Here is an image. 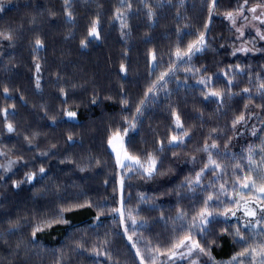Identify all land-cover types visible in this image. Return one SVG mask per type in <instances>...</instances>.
<instances>
[{
	"label": "trees",
	"instance_id": "16d2710c",
	"mask_svg": "<svg viewBox=\"0 0 264 264\" xmlns=\"http://www.w3.org/2000/svg\"><path fill=\"white\" fill-rule=\"evenodd\" d=\"M261 2L0 0V148L18 160L0 174V264H264V199L230 196L264 184V42L232 54L224 18ZM185 236L199 247L170 257Z\"/></svg>",
	"mask_w": 264,
	"mask_h": 264
},
{
	"label": "rangeland",
	"instance_id": "374dc122",
	"mask_svg": "<svg viewBox=\"0 0 264 264\" xmlns=\"http://www.w3.org/2000/svg\"><path fill=\"white\" fill-rule=\"evenodd\" d=\"M255 8L256 11L253 12L251 9ZM255 17H259V19H256ZM226 22L230 25V27L233 30V38L234 41L232 45H230V50L232 54H254L257 52L256 45L259 43L264 42V2H261L259 4H255L252 6H248L245 3H242L236 12H232V18H229L227 14L224 16ZM203 45H200L201 48ZM122 139L120 141H114L113 144H110V147L113 149L117 156L118 165L119 167L122 166L123 162L125 161H134L133 159H129L128 155L123 150V137L120 136ZM18 163L17 158L10 156L5 151H3L0 148V174L6 175L8 174ZM243 185V184H242ZM241 185V186H242ZM260 185L255 184V187L251 185L249 182V187H240L239 190L236 192L231 193V197L235 199V201H239L242 198H246L243 201V206H245V202L256 198L255 200H259L260 198L264 199V194L260 193L257 189ZM249 189H251V193L248 196L242 195L240 192H246ZM251 197V198H249ZM242 206V207H243ZM250 209L254 210L253 208L243 207L238 209V212L236 215H239L242 219H248L250 220L251 224H255L260 215V211H256V215L253 218H250L251 216H247L245 214V210ZM261 210V209H258ZM216 215H220L219 213H216ZM194 242V241H193ZM190 242L189 246L185 245L180 247L179 249H176L175 255L170 254V257L172 258H183L186 257V255H189L194 248H192L191 251H189V247L193 243ZM182 254V255H181ZM258 258H260L258 256ZM258 262V261H256Z\"/></svg>",
	"mask_w": 264,
	"mask_h": 264
},
{
	"label": "snow or ice",
	"instance_id": "6c2138e0",
	"mask_svg": "<svg viewBox=\"0 0 264 264\" xmlns=\"http://www.w3.org/2000/svg\"><path fill=\"white\" fill-rule=\"evenodd\" d=\"M245 2H246V0H245ZM214 3H215V0H213V5H214ZM251 11L255 12L256 9L253 8V9H251ZM69 15H71V14L69 13ZM227 16H228L229 18H232V13H227ZM255 18H256V19H259V17H255ZM89 35H91V36H96V35H97L96 23H95V22H93V26H92V28H91V30H90V32H89ZM9 38H10V37H9ZM262 38H264V37H262ZM82 43H83V42H82ZM36 44H37V45H41L42 42H41L39 39H37ZM203 44H204V35L201 34L200 37H199V39H198L197 41H195V42H193V43H191V44L188 45V50H187V52H182L181 50L177 49L176 55H177V57H183V56H185V55H188V54L192 53L193 50L199 51V50H200V47H199V46H200V45H203ZM37 69H39V65H37ZM122 70H123V66H122ZM162 78H163V77H161V79H162ZM201 82H203V81H201ZM261 87H264V85H261ZM5 91H7V89H5ZM150 91H151V89H150ZM245 91H247V89H245ZM211 95H214V96H220L221 93L217 91V92H213V93H211ZM137 111H139V109H137ZM68 115H69V116H74L75 114H74V113H69ZM243 119H244V117H243V116H240V117L237 118V121H236V122H239V121H241V120H243ZM176 123H177V126H180V118H179V116L176 117ZM8 129H9V131H12V125H11V124L8 125ZM185 135H187V133H185ZM70 139H71V138H70ZM121 139H122V138L120 137L119 132L114 133V134H113V137L109 140V144H113L114 141H120ZM180 139H182V137H181ZM172 140H173V141H176V140H177V137L173 136V137H172ZM213 147H215V145H213ZM205 150H207V149H205ZM128 158H129V159H135V158H133V157H128ZM137 162H138V161H137ZM155 163H156L155 159L152 158V157L150 156V157H149V167L145 169V171L148 172L149 175H151L152 172L155 170ZM209 164H213V165H216V167H219V165L216 164V161H214V160L211 159V156L209 157ZM141 167H143V165H141ZM205 167H208V165H205ZM40 171L43 172L44 169L41 168ZM29 179H31V176H29ZM198 179H199V174H197V180H198ZM249 181H250V178H245V182L243 183L242 186L245 187V188L249 187ZM251 185H252L253 187H255V182H254V181H251ZM221 188H223V185L221 186ZM257 190H258L260 193L264 194V184H261ZM208 199L211 200L212 197L209 196ZM206 203H207V202H206ZM237 203H239V201H237ZM245 203H247V202H245ZM229 212H230L233 216L236 214L235 211H233L232 209H225V212H224L223 214H224V215H227ZM245 214H246L247 216H255V215H256V212H255L254 210H250V209H247V208H246V210H245ZM211 215H212V213H211V212H208V211H207V208H205V209H203V210L201 211V213L199 214V218H200V220H201L202 223H206V222H207V217H208V216H211ZM133 223H135V220H133ZM37 230H39V229H37ZM34 234H35V233H33V235H34ZM239 234H240V233H239V229H237V235H239ZM129 239H131V237H129ZM190 239H191V238H190L189 236H185L183 239H180L178 242L174 243L173 246H172V249H170L169 251L172 252V255H175L176 253H175V251H173V250H174V249H179L180 247L185 246V242H186V241H189ZM198 247H199V245L196 244L195 242H193V243L191 244V246L189 247V251H191L192 248H198ZM200 250L203 251V249H200ZM157 251H159V250L157 249ZM243 254H244V253H241L240 255H243ZM259 254H260V255H264V249H262V252L259 253ZM137 255H139V251H137ZM181 255H182V254H181ZM233 259H235V257H233Z\"/></svg>",
	"mask_w": 264,
	"mask_h": 264
}]
</instances>
